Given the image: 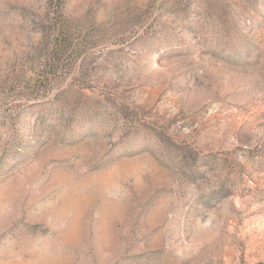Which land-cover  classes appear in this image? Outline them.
Segmentation results:
<instances>
[{
	"label": "rangeland",
	"instance_id": "374dc122",
	"mask_svg": "<svg viewBox=\"0 0 264 264\" xmlns=\"http://www.w3.org/2000/svg\"><path fill=\"white\" fill-rule=\"evenodd\" d=\"M0 264H264V0H0Z\"/></svg>",
	"mask_w": 264,
	"mask_h": 264
}]
</instances>
